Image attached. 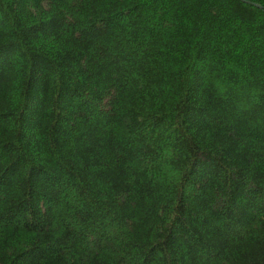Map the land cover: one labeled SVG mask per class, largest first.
Wrapping results in <instances>:
<instances>
[{
  "label": "trees",
  "instance_id": "16d2710c",
  "mask_svg": "<svg viewBox=\"0 0 264 264\" xmlns=\"http://www.w3.org/2000/svg\"><path fill=\"white\" fill-rule=\"evenodd\" d=\"M0 264H264V0H0Z\"/></svg>",
  "mask_w": 264,
  "mask_h": 264
}]
</instances>
